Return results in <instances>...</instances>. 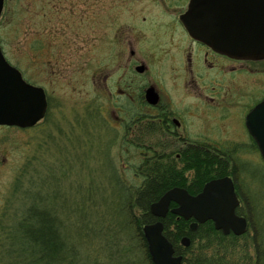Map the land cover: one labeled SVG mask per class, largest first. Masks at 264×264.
I'll use <instances>...</instances> for the list:
<instances>
[{"label": "rangeland", "instance_id": "374dc122", "mask_svg": "<svg viewBox=\"0 0 264 264\" xmlns=\"http://www.w3.org/2000/svg\"><path fill=\"white\" fill-rule=\"evenodd\" d=\"M41 3L42 0H4L0 16V44L5 58L21 72L26 82L43 88L47 100L45 117L35 126H0V222H6L4 209L12 196L16 178L26 171L28 177L30 170H37L42 176L45 165L38 163L42 160L54 162L55 175L64 178L60 188L71 205L73 223L83 219L87 194H95L106 216L113 213L106 218L114 223L121 222L117 214L120 191L113 182V171L126 185L140 184V178L134 177V168L141 163L143 149L131 142L122 144L125 132L118 112L120 99L111 98L104 91L103 76L109 72L111 78H115L117 64L109 58L107 62V51L99 39H95L91 53L85 44V33L77 36L72 30L60 34L53 32L56 27L54 11L44 14ZM238 78L232 89L238 96L245 95L251 90V79ZM261 82L256 78L255 84L259 86ZM165 85L172 95L182 96L178 83L168 78ZM253 91L250 96L261 93L256 88ZM246 107L245 104L237 111V124L232 122L230 132L223 133L224 137L231 136L238 141H188L222 143L226 147L224 151L235 155L242 204L245 201L250 204L252 198L259 203L264 196V161L252 141H245L246 135H243L242 115ZM215 126L211 125L212 129ZM157 142L165 148L166 144L178 141L152 143ZM169 150L171 148L167 147L163 151ZM61 163L65 164L66 171L60 169ZM245 164L251 165L249 172L245 171ZM262 206L264 212V197ZM87 212L91 215L90 209ZM130 232L134 236L132 229ZM72 233L76 238L75 232ZM139 258L144 259L141 254Z\"/></svg>", "mask_w": 264, "mask_h": 264}, {"label": "flooded vegetation", "instance_id": "af4514ba", "mask_svg": "<svg viewBox=\"0 0 264 264\" xmlns=\"http://www.w3.org/2000/svg\"><path fill=\"white\" fill-rule=\"evenodd\" d=\"M142 1L42 0L41 4L44 14L54 11L56 27L53 32L60 34L72 30L77 36L85 33V44L91 53L95 39H99L107 51L106 60L116 62L115 78L107 72L103 76V86L109 97L120 99L118 112L124 122L123 141L139 148L141 141H178L166 144L165 148L171 150L164 154L174 152L178 159L193 147L215 157L220 164L217 167L234 168L231 175L223 177L232 180L237 209L242 204V189L239 191L235 187L238 174L235 155L224 151L226 147L222 143L188 141H238L231 136L224 137L223 133L230 132L232 122L237 124L236 113L246 104L242 115L244 133L241 132L246 135L245 141H252L260 154L246 126V116L264 100V56L230 57L192 37L182 21L191 0ZM164 64L167 66H162ZM244 76L251 79V90L238 96L232 86L238 77ZM168 78L179 84L182 96L169 92L165 85ZM256 78L263 81L259 86L255 84ZM254 88L261 93L250 96ZM211 125L216 126L212 129ZM248 168L251 165L245 164L246 172ZM192 172L189 169L184 172L188 184ZM236 209V215L243 217Z\"/></svg>", "mask_w": 264, "mask_h": 264}, {"label": "trees", "instance_id": "16d2710c", "mask_svg": "<svg viewBox=\"0 0 264 264\" xmlns=\"http://www.w3.org/2000/svg\"><path fill=\"white\" fill-rule=\"evenodd\" d=\"M152 142H140L142 159L134 168V177L140 178V184L126 185L113 171L121 201L117 214L122 220L118 223L106 218L113 213L106 216L102 212V203H98L95 194L85 196L83 219L73 223L71 205L60 188L64 178L55 175L54 162L38 161L45 165L42 176L37 170H30L28 177L27 171L18 176L4 209L6 222H0V264H153L142 227L158 220L163 223V234L175 254L182 256V264H264V196L259 203L252 198L251 205L245 201L236 209L248 221V230L239 236L223 234L211 220L191 231L193 219L185 220L170 212L157 218L150 213V205L167 190L181 187L196 194L207 181L231 175L235 170L217 167L220 164L215 157L193 147L176 159L174 152L164 154V144ZM127 143L122 141L123 145ZM59 167L62 171L67 169L63 163ZM188 169L193 171L189 184L184 173ZM235 187L240 191L238 182ZM240 196L243 203L242 192ZM175 206L171 202L170 207ZM186 236L190 244L184 247L180 241Z\"/></svg>", "mask_w": 264, "mask_h": 264}, {"label": "water", "instance_id": "95a60500", "mask_svg": "<svg viewBox=\"0 0 264 264\" xmlns=\"http://www.w3.org/2000/svg\"><path fill=\"white\" fill-rule=\"evenodd\" d=\"M2 8L0 0V15ZM182 21L192 37L219 53L241 59L264 56V0H191ZM46 111L44 90L25 82L0 48V126L32 127ZM246 126L264 161V100L246 116ZM171 202L177 206L169 208ZM237 205L231 178L222 177L207 182L194 196L183 188H171L150 205L149 211L158 218L168 211L193 218L191 230L212 220L223 234L241 235L247 230V220L236 215ZM142 233L153 264H182V257L174 254L173 245L163 234L161 221L144 225ZM189 244V238L181 239V245Z\"/></svg>", "mask_w": 264, "mask_h": 264}]
</instances>
